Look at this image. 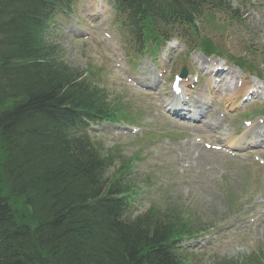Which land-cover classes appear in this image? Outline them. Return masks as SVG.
Returning <instances> with one entry per match:
<instances>
[{"label":"trees","instance_id":"16d2710c","mask_svg":"<svg viewBox=\"0 0 264 264\" xmlns=\"http://www.w3.org/2000/svg\"><path fill=\"white\" fill-rule=\"evenodd\" d=\"M75 1L0 0V264H187L175 250L187 233L181 216L128 219L122 176L105 177L111 163L86 134L83 120L122 108L47 42L55 12ZM115 1L138 50L161 46L176 30L197 44L198 22L225 7Z\"/></svg>","mask_w":264,"mask_h":264},{"label":"rangeland","instance_id":"374dc122","mask_svg":"<svg viewBox=\"0 0 264 264\" xmlns=\"http://www.w3.org/2000/svg\"><path fill=\"white\" fill-rule=\"evenodd\" d=\"M229 2L236 9L247 2V8L242 10L247 13L245 23H234L225 33L209 37L226 53L249 57L242 39L253 41L256 47H264V0ZM55 19L47 37L59 46L63 60L82 70L92 67L103 87L110 92L119 91L124 98H132L145 111L139 123L129 125L143 128L137 136L120 137L116 135L120 130L107 124L94 129L98 141L107 150L115 151L117 148L115 153L121 159H130L135 153H140L142 159L136 164L133 183L153 179L151 183L146 182L151 186L142 191L134 204L133 215L144 213L153 204L185 206L184 212L191 220L210 227L222 225L216 232V243L200 238L198 246L189 247L191 264H217L221 260L246 264L255 256L264 264V168L256 164L251 154H247L251 147L240 149V154L248 157L246 163L240 157L205 151L200 146L193 149V142L201 134L205 141L211 140L215 145L230 149L223 140L238 139L242 119L257 110L260 104L246 107L243 110L246 114L242 117L222 118L228 112V100L235 101L238 94L239 98L244 94L245 91L237 86L241 79H246L250 87H259V84L264 87L263 82L258 83L257 78L233 68L236 78L230 86H235L237 90L229 96L219 95L218 104L210 109L207 119L203 123L197 122L196 127H189L188 123L175 119L169 111L171 97L168 83L174 73L186 67L191 74H201L192 105L197 99L208 102L212 97L217 98L207 90L209 81L213 80L206 76L210 58L199 52L188 55L183 42H173L166 45L154 61L140 57L128 59V48L120 37L112 0H80L73 16L62 14ZM105 35L112 36L115 41L106 39ZM86 37L90 39L85 40ZM116 64H122L129 73V79L146 85L147 89L141 91L127 83L123 74L115 68ZM168 68L170 73L159 79L157 74ZM153 78L157 81L151 82ZM220 86L225 88V84ZM260 89L264 93V89ZM133 107L138 110L139 105ZM215 127L220 130L212 136L210 131ZM260 155L264 157V150ZM167 193L171 195L167 196ZM250 220H255V223H249Z\"/></svg>","mask_w":264,"mask_h":264},{"label":"bare ground","instance_id":"6f19581e","mask_svg":"<svg viewBox=\"0 0 264 264\" xmlns=\"http://www.w3.org/2000/svg\"><path fill=\"white\" fill-rule=\"evenodd\" d=\"M231 76V78L232 79H234L235 78V76L234 75H230ZM233 89H235V91H236V87L235 88H232V87H229V86H226V88H225V93L226 94H228V93H231V92H233ZM234 91V92H235ZM176 105V103H174V101L170 104V106L171 107H176L175 106ZM263 126H264V124H263ZM247 133H250V131H247L245 134H244V136L247 134ZM225 143H228V144H230V147H239V146H241L242 145V143L238 140V141H232V140H225Z\"/></svg>","mask_w":264,"mask_h":264}]
</instances>
